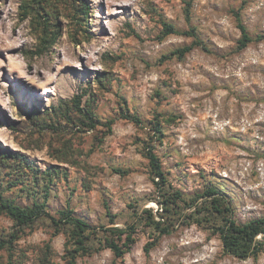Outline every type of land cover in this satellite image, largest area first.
<instances>
[{
    "label": "rangeland",
    "instance_id": "1",
    "mask_svg": "<svg viewBox=\"0 0 264 264\" xmlns=\"http://www.w3.org/2000/svg\"><path fill=\"white\" fill-rule=\"evenodd\" d=\"M146 148L187 203L165 234L142 212L162 213ZM210 187L238 222L264 215V0H0V195L43 211L19 225L0 210V264H264L224 250ZM61 210L134 222V243L82 248Z\"/></svg>",
    "mask_w": 264,
    "mask_h": 264
},
{
    "label": "trees",
    "instance_id": "2",
    "mask_svg": "<svg viewBox=\"0 0 264 264\" xmlns=\"http://www.w3.org/2000/svg\"><path fill=\"white\" fill-rule=\"evenodd\" d=\"M82 8L84 13L88 12L87 6L82 5ZM25 12H27V10ZM163 26L165 34L177 33V30L173 27V25L163 23ZM238 27L241 32V37L238 39V48L242 49L245 48L253 39L250 37L246 27L241 22L238 23ZM43 32L45 34L41 37V47H39L36 54H40L42 52V48H45L47 43H49L50 33L49 35L48 33L46 34L47 28H44ZM185 34L194 36V33L190 31H187ZM195 44H198V41L182 48H177L173 50L171 54L181 58L185 53L189 52ZM73 101L75 106L81 110L78 96L75 97ZM87 118L90 120L92 115H89ZM125 118H130L135 123L141 122L135 115H127ZM158 124L159 123H157V125ZM144 157L148 160L152 180L156 187L159 188L158 196L150 200H154L156 202L162 213H160L161 218L157 220L156 214H154L151 207L142 209V212L146 215V220L150 222L156 231L160 234L169 233L170 226L166 224L162 215L164 213L175 214L178 204L185 201L182 199L181 191L175 189L168 181L165 171L162 168L161 161L152 148L145 149ZM202 196L206 197V208H210L220 217V225L217 227V231L219 232L223 248L226 252L240 258H246L249 256H256L264 249V215L246 222H238L232 217L227 202L218 194L217 189L210 187L206 189ZM185 204L187 203L185 202ZM0 210L5 211L19 225L32 223L35 219L40 217L43 212L37 204L32 207L22 208L2 199L1 195ZM196 212L198 213L200 210ZM137 216L139 215L137 214ZM50 219L54 223L73 225L74 234L77 235V243H79L82 248H84V239L88 236L91 234H97V236L98 234H101L99 237L100 242L103 243L104 247L110 249L114 256L118 258L122 257L134 243V222L128 224L126 227L116 225H101L100 227H95L87 223L85 220L73 216L71 210H61L59 212L58 219L54 217H50ZM110 220L111 223H113V217H111ZM1 247L2 244H0V248ZM145 249L148 251V247ZM69 264H73L72 260L69 261Z\"/></svg>",
    "mask_w": 264,
    "mask_h": 264
}]
</instances>
